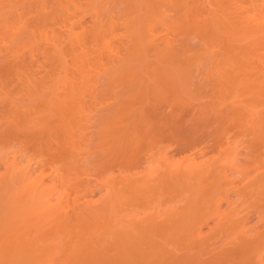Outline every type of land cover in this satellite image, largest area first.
<instances>
[{
    "label": "bare ground",
    "instance_id": "1",
    "mask_svg": "<svg viewBox=\"0 0 264 264\" xmlns=\"http://www.w3.org/2000/svg\"><path fill=\"white\" fill-rule=\"evenodd\" d=\"M0 81V264H264V0H0Z\"/></svg>",
    "mask_w": 264,
    "mask_h": 264
},
{
    "label": "rangeland",
    "instance_id": "2",
    "mask_svg": "<svg viewBox=\"0 0 264 264\" xmlns=\"http://www.w3.org/2000/svg\"><path fill=\"white\" fill-rule=\"evenodd\" d=\"M11 82H12L14 85H13ZM11 82H10V81H0V99H1L2 97H5L4 95H6V98H4V99L2 98V99L0 100V111H1V109H2V112L0 113V121H3V119H4L1 115H5V113L11 111V110H12V107H14L15 103H13V102H14L13 99H14V98H18V97H22L23 94H21V96H20V95L18 96V94L20 93V92H19V89H20V88H18V85H20L21 87H25V85H26L25 82L23 83V84H24L23 86H22V82H17V81H14V82H16V83H14L13 81H11ZM5 83H6V84H5ZM19 83H21V84H19ZM10 84H11V86H10ZM5 85H6V86H5ZM8 85H9V86H8ZM32 85H34V83H33ZM14 89H15V90H14ZM17 89H18V91H17ZM2 90H3V91H2ZM10 91H11V93L14 91L13 94H11ZM15 92H17V94H16ZM8 93H10V94H8ZM11 95H12L13 97H11ZM7 96H10V98H8ZM11 98H13V99H11ZM9 99H10V101H11V104L9 103V102H10ZM20 99H21V98H20ZM2 100H3V101H2ZM4 100H5V102H4ZM17 100L19 101V98H18ZM17 100H15V101H17ZM6 101H7V102H6ZM8 101H9V102H8ZM18 101H17V102H18ZM20 101H21V100H20ZM20 101H19V102H20ZM17 102H16V103H17ZM5 103H6V104H5ZM7 103H8V104H7ZM12 104H13V105H12ZM3 105H4L5 108L2 107ZM7 105H8V106H7ZM9 105H10V108H7V107H9ZM1 107H2V108H1ZM3 108L6 109V110H4ZM3 112H4V113H3ZM1 119H2V120H1ZM0 126H1V122H0ZM181 130L184 131V133H186V135H185V134H184V135H181V133L183 134V132H179V131H178V132H179V133H178L179 135L184 136V138H185L186 140H187V137L190 136L189 138H190V139L193 138V139H191V140H194V141H191L190 139H188L189 141H188V140H187V141H188V143L190 142L189 144L186 142L185 139H183L182 141H179V142H181V144H180V143H176V142H174V141H175L174 139H173V141H172L171 139H170L171 141L168 140L167 143H166V141L163 142V144L165 143L164 146H163V147H164V151L166 152V153L163 152L165 156L169 155V156H167V157H170V158L173 157V159H177V160H179V161H182L183 159H182L181 156H183L184 154H188L189 151H190V153H191V152L194 153L195 157H194V155H190V154H189V155H190V156H193L195 159H196L197 156H199V155H201V154H203L205 157H211V156H213V155H214V156H217L218 153H220V154H226V153H228V155H231V157L233 158V160H236V159H234V157H235V158L237 157V160H238V161H239V159H240V160H244V157H247V154H248V153L246 152V151H248V150H246V149H248V146H247V143H246V142H247V141H246V140H247V137L243 136V137L246 138V139L244 140V139H242L243 137H242L241 134H239V135H238V133L235 134V132L232 131V130L229 132L230 134H227V135H228V136L230 135L229 137H231V136H232V132H233L234 135H235V137L233 136L235 140H233V137H231L230 139H228V138H229V137H228V138H227L228 140H227L225 135H224L225 138H223L222 140H220L221 138L219 139V138H216V137L213 136V135L216 136L217 133H216V132H213L212 130H208V131L203 130V131H205L204 133H206V134L208 133V134H209V135H207L208 137L206 136V134L202 133L203 131H201V130L190 129V131L193 130V131H191V132L189 131V129H188V131H187L186 129H181ZM185 130H186V132H185ZM196 131H197L198 133H199V131H200L201 134L199 133V134H197L196 136H194V137H195V139H194V137H192V136H193L195 133H197ZM192 132H193V134H192ZM194 132H195V133H194ZM209 132H211V134H210ZM248 132H249V131H248ZM248 132H247V134H248ZM212 133H213V135H212ZM190 134H191L192 136H191ZM202 134H203V135H202ZM210 135L213 136V138H210V137H211ZM236 135H238V136H236ZM185 136H186V137H185ZM197 136H198L199 138H198ZM196 137H197V138H196ZM222 137H223V136H222ZM236 137H238V139H237ZM239 137H240V138H239ZM214 138H215L216 140H214ZM201 139H202V140H201ZM211 139H212V140H211ZM217 139H218V140H217ZM231 139H232V140H231ZM241 139H242L243 141H242ZM209 140H211V141H209ZM213 140H214V142L218 143L219 145L217 144V146H216V144L213 142ZM223 140H224V141L226 140L225 142L227 143V147H229L228 150H227L226 148H224V146H225L226 143H225ZM230 140H231V143L228 142V141H230ZM37 141H38V139H37L36 141H35V139H34L32 142H30V144H29V145H31V146H30L31 149H29V151H30L29 154H30V155H29V159L27 158V161H28V160H31V161H32V162H31V161L29 162V163H31V165H30L31 167H28V169L30 168L33 172L35 171V170H33V169H34V166H35L34 164L37 163V161H36V159L34 158V156L31 155V154H32V149H33V148H37V143H36ZM184 141H185L186 143H185ZM203 141H204V143H203ZM217 141H220V142H217ZM221 141H222V142H221ZM232 141H233V142H232ZM244 141H245V142H244ZM192 142H193V144H192ZM201 142H202V143H201ZM208 142H209V143H208ZM175 143H176L177 145H175ZM220 143H221L222 145H220ZM228 143H230V144H228ZM232 143H233V144H232ZM170 144H171V145H170ZM173 144H174V146H172ZM183 144H184V146H183ZM187 144L189 145L188 148H187ZM195 144H196V145H195ZM205 144H206V145H205ZM208 144H209V145H208ZM212 144H213V146H212ZM234 144H235V145H234ZM237 144H238V145H237ZM27 145H28V144H27ZM166 145H168L169 148H168ZM192 145H193V146H192ZM223 145H224V146H223ZM229 145H230V146L232 145L231 148H230ZM170 146H171V147H170ZM175 146H176V147H175ZM177 146H178V147H177ZM194 146H196V147H194ZM199 146H200V147H199ZM203 146H204V147H203ZM209 146H210V147H209ZM214 146H215L216 148H215ZM220 146H221L222 149L224 148V149L227 150V151L230 150V153H231V154H230L229 152L224 153L225 150L223 149V151H222L221 148H220ZM245 146H246V147H245ZM181 147H182L184 150H183ZM201 147H202L203 149H202ZM213 147H214V148H213ZM171 148H173V149H171ZM175 148H176V149H175ZM179 148H180V149H179ZM185 148H186V150H185ZM194 148H195V149H194ZM198 148L200 149V151H199ZM212 148H213V149H212ZM217 148H220L221 152H218L219 149H217ZM232 148H234V149H232ZM170 149H171V150H170ZM177 149L180 150V151H178ZM190 149H191V150H190ZM208 149H209V150H208ZM216 149H217V150H216ZM231 149H232V150H231ZM162 150H163V148H162ZM181 150H182V151H181ZM187 150H188V151H187ZM202 150H203V151H202ZM204 150H205V151H204ZM233 150H234V152H233ZM235 150H236V151H235ZM170 151H171V152H170ZM184 151H187V152L184 153ZM201 151H202L203 153H202ZM209 151H210V152H209ZM216 151H217V152H216ZM231 151H232V152H231ZM239 151H240V152H239ZM263 151H264V149H263ZM169 152H170V153H169ZM180 152L183 153V154H180ZM195 152H196V153H195ZM222 152H223V153H222ZM235 152H236V153H235ZM244 152H245V154H244ZM168 153H169V154H168ZM211 153H213V154H211ZM214 153H215V154H214ZM233 153H235V154H233ZM166 154H167V155H166ZM170 154H171L172 156H170ZM238 154H239V155H238ZM240 154H241V155H240ZM11 155H12L11 153H10L9 155H7L8 158H9V159H8L9 161H10V159L12 158ZM17 155H19V153H18ZM196 155H197V156H196ZM203 155H202L201 157H203ZM232 155H234V156H232ZM235 155H236V156H235ZM19 156H20V155H19ZM19 156H18V157H19ZM140 156L144 157L143 155H140ZM184 156H187V155H184ZM184 156H183V157H184ZM263 156H264V154H263ZM10 157H11V158H10ZM31 157H33L35 160H34L33 158H31ZM144 158H145V157H144ZM144 158H140L139 161L144 162V161H143ZM199 158H200V157H199ZM203 158H204V157H203ZM242 158H243V159H242ZM262 158L264 159V157H262ZM32 159H33V160H32ZM161 159H162V158H161ZM8 160H7V162H9ZM18 160H19V158H18ZM162 160H163V159H162ZM197 160H199V159L197 158ZM25 161H26V160H25ZM25 161H24L23 164H22L23 167L27 166V165H26L27 162H25ZM159 161H160V160H158V163H157V164H158V165H157L158 167H159V163L161 162V161H160V162H159ZM2 162H3V163H2ZM142 162H141V163H142ZM162 162H164V160H163ZM1 163L5 166L6 162H4V161H0V170H2L3 168L5 169V167H4ZM7 165H8V164H7ZM24 165H25V166H24ZM142 165H145V163H144V164L142 163ZM161 165H162V166H161ZM163 165H164V163H160L161 168L163 167ZM263 165H264V164H263ZM2 166H3V167H2ZM32 167H33V168H32ZM158 167L156 168L157 171H158L159 168H160V167H159V168H158ZM6 169H7V168H6ZM30 169L27 170V172H28V174H27V172H26L27 175H30L29 173L32 172ZM4 171H5V170L0 171V177H2V176H4L5 174L8 173V169L5 171V173H4ZM29 171H30V172H29ZM227 171H228V169H227ZM1 172H3L4 175H3V173L1 174ZM33 172H32V174H31V177H30V178H33V177H34L33 175L35 174V172H34V173H33ZM30 178H29V179H30ZM27 180H28V179H27ZM250 215H254V214H251V213L249 214L248 218H250V220H251ZM254 216H255V215H254ZM254 216H253V217H254ZM19 219H20V218H19ZM19 219L16 218V219H14V221L11 220L10 222H12V223L9 222L11 225H10L9 223L7 224L6 229L8 228L7 230H8L9 232H8L7 230H6L5 232H7L8 235H10V233H11L13 230L18 229V228L21 226L20 224H21L22 221H21V219H20V221H19ZM254 219H255V217H254L252 220H254ZM14 223H15V224H14ZM247 223H250V221L248 220ZM251 223H252V221H251ZM251 223H250V224H251ZM17 224H18V225H17ZM208 224L211 225V224H212V221H210ZM16 225H17V228H16ZM11 228H12V229H11ZM13 228H15V229H13ZM206 228H207V229H206ZM205 230H206V231L208 230V227H207V226L203 227L202 232H204ZM263 259H264V254H263Z\"/></svg>",
    "mask_w": 264,
    "mask_h": 264
}]
</instances>
